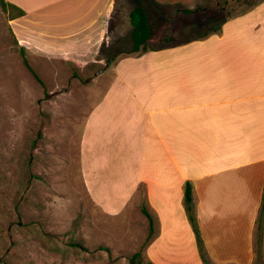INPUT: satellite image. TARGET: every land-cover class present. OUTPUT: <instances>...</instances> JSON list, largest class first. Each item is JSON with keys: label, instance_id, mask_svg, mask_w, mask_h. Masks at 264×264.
I'll return each instance as SVG.
<instances>
[{"label": "crops", "instance_id": "0c3cea01", "mask_svg": "<svg viewBox=\"0 0 264 264\" xmlns=\"http://www.w3.org/2000/svg\"><path fill=\"white\" fill-rule=\"evenodd\" d=\"M6 1L25 11L10 20L19 41L46 62L101 61L106 40L129 46L89 80L98 100L83 111L80 158L92 200L111 216L145 203L155 264L204 262L186 209L190 182L212 262L251 264L264 194V0L209 35L161 47L151 43L144 0L149 49L130 54L133 26L120 0ZM200 1L152 4L160 16L173 4L194 15Z\"/></svg>", "mask_w": 264, "mask_h": 264}, {"label": "rangeland", "instance_id": "374dc122", "mask_svg": "<svg viewBox=\"0 0 264 264\" xmlns=\"http://www.w3.org/2000/svg\"><path fill=\"white\" fill-rule=\"evenodd\" d=\"M146 1L151 43L161 47L209 35L220 29L223 19L261 0H201L194 15L173 4L161 16L154 14L152 0ZM135 2L118 3L127 20ZM14 13L0 0V264H132L131 256L139 251L141 264H146L151 260L149 226L142 204L130 207L127 215L106 214L88 194L80 158L83 111L98 100L89 80L125 54L114 51L129 46L113 48L106 40L102 60L86 64L46 62L25 47L31 70L20 50L25 45L10 21ZM192 19L197 24L186 29L184 22ZM51 68L59 74L52 75ZM258 232L257 224L251 264H264V231L261 243ZM206 252L209 264H216Z\"/></svg>", "mask_w": 264, "mask_h": 264}, {"label": "trees", "instance_id": "16d2710c", "mask_svg": "<svg viewBox=\"0 0 264 264\" xmlns=\"http://www.w3.org/2000/svg\"><path fill=\"white\" fill-rule=\"evenodd\" d=\"M2 1H3L4 6H11L12 8L16 10L17 13L16 14L14 13L12 15V19L15 17L21 16L25 13V11L19 8L18 6L14 4H9L6 0H2ZM130 20L133 26V30H132L133 48L131 52L143 53V52L148 51L149 49L148 41L152 35V27L150 24L149 14H148L144 0H136L135 6L132 8L130 12ZM20 50L22 52L23 60L25 64L28 66L29 69L33 70L26 56V48L24 46H20ZM111 60H114V57ZM109 63H111V61ZM34 75L40 80V82L43 83V80L35 72H34ZM185 203H186V209H187L190 222L193 226V229L197 237L201 256L206 262V264H209V259L207 257L204 239L201 234L200 225H199L196 210L194 207L193 188L190 182H188L186 189H185ZM142 210L146 214V216L149 218V221H150V236H149L150 238L153 233V229H154V218H153L152 213L149 211L148 207L145 204L142 205ZM257 223H258V231H259L257 243H261V238L263 236V231H264V194H263V199H262L260 215L257 220ZM140 257H141V251L136 252L134 255L131 256L130 262L132 264H141ZM146 264H155V263L152 261H149Z\"/></svg>", "mask_w": 264, "mask_h": 264}]
</instances>
